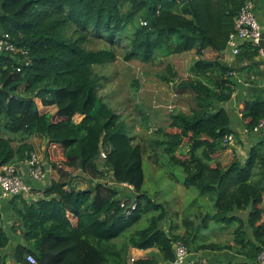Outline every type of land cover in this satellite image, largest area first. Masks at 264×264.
I'll return each mask as SVG.
<instances>
[{"label":"trees","instance_id":"trees-1","mask_svg":"<svg viewBox=\"0 0 264 264\" xmlns=\"http://www.w3.org/2000/svg\"><path fill=\"white\" fill-rule=\"evenodd\" d=\"M246 1L0 0V36L8 34L16 46L14 52L0 53V168L26 161L35 151L27 138L38 136L51 144L47 155L52 169L49 184L32 189L37 198L16 195L6 200L17 218L10 228L23 239L11 251L0 208V264H128L130 247L158 249L132 264L170 263L175 240L191 241L197 251L229 249L259 264L264 248V140L250 147L243 163L238 156L228 164L219 161L231 145L227 137H239L221 104L232 98L236 86L231 79L240 68L228 65L222 51ZM89 35L124 41L126 61L151 62L191 50L199 56L191 65L192 78L180 84L194 91L195 106L170 113L151 143L154 163L161 165L166 157L184 170L185 187L210 196L215 210L201 226L183 221L185 234L173 232L177 225L169 230L163 226L165 205L143 190L144 148L99 95L106 77L93 67L115 60L116 53L86 48ZM207 48L216 52L214 58L204 57ZM258 53L259 47L248 43L238 59L252 61ZM177 75L168 64L160 77L171 82ZM241 116L252 131L264 119V95L249 93ZM4 122L13 136L2 130ZM54 151L60 152L58 161ZM86 179L89 187H82ZM121 183L133 186L134 200L119 195ZM248 209L246 220L235 214ZM146 215L148 225L120 246L115 239ZM211 220L236 225L234 244L198 242L197 231ZM30 254L37 263L28 261Z\"/></svg>","mask_w":264,"mask_h":264},{"label":"rangeland","instance_id":"rangeland-1","mask_svg":"<svg viewBox=\"0 0 264 264\" xmlns=\"http://www.w3.org/2000/svg\"><path fill=\"white\" fill-rule=\"evenodd\" d=\"M84 46L96 50L109 48L116 53L115 60L93 67L96 73L106 77L101 80L99 95L103 101L107 102L121 115L134 137V142L141 143L144 148L145 182L143 190L156 202L165 205L168 216L164 220L163 226L169 230L171 224L183 226V221L186 220H192L197 227L201 226L202 219L206 217V214H212L215 210L210 196L201 194L194 187H185L182 183L185 177L184 170L179 166L169 164L166 157L161 158V165L154 163L155 150L151 143L157 128L168 124L170 113L177 111L189 112L195 106L194 91L188 86L183 87L180 85L192 78L191 65L196 58L195 52H183L168 57L158 56L151 62H143L139 59L129 61L124 59L127 50L124 41L122 44L111 43L107 38H97L89 35ZM158 53L157 55H159ZM168 64L173 65L178 72L177 77L171 82H166L160 77L162 73L166 72ZM136 81L139 86L135 85ZM41 109L45 110L43 107ZM75 120L79 121L80 117L76 116ZM27 140L34 144L35 151L33 152L38 154L46 166H50L52 172L51 165H49L50 154L47 155V152L51 149V144L46 139L38 136L29 137ZM237 140L239 138L233 140L234 145H239ZM18 143V140L14 142L15 145ZM230 144V147L222 151L219 156L221 163L228 164L236 156L244 158L247 155L248 149L246 147L238 150L232 142ZM59 156L60 152H53V157L56 158L55 161H58ZM17 167L19 168L18 165ZM86 183H88L87 179L81 186L89 187ZM122 193L132 194V190L127 188L121 191L119 195H122ZM38 195L31 193L25 196L27 198H37ZM148 218L149 215L144 216L140 222L115 240L120 246L123 245L127 236L148 225ZM14 221L10 220V223L13 224ZM10 226L7 223V230L11 235L8 251L13 249L16 237L21 236L19 230L18 233L12 232ZM235 227L211 220L208 228H199L198 232L201 236H199L198 242H202L205 236L211 239L216 238L218 243L229 242L228 237L230 238L233 235ZM127 259L128 264L133 263L134 259L131 256H127Z\"/></svg>","mask_w":264,"mask_h":264},{"label":"crops","instance_id":"crops-1","mask_svg":"<svg viewBox=\"0 0 264 264\" xmlns=\"http://www.w3.org/2000/svg\"><path fill=\"white\" fill-rule=\"evenodd\" d=\"M255 4H256L257 11H258V15L261 21L264 23V0H255ZM263 47H264V44H263ZM192 51L195 52V50H191V51H187L184 53H193ZM204 53H205L204 57L209 58V59L214 58L216 55V52L211 48H207ZM222 54H223L225 62L228 65H233L237 68H240V70L235 73L234 77H237L238 79H240L247 85L246 90H240L236 87V90L233 93L232 98L221 104V106L224 107L230 114V117L232 118V126L239 134V137H238L239 140H237V142H239V145H234V143L232 142L233 146L237 147L238 150L245 148V147L248 149L246 152L247 155L244 158L238 157L239 160L243 163L248 157V151L250 147L253 144H256L257 142L264 140V130H262L259 133H253V134H245L243 132L244 125L242 123V116H241V109L243 108V102L245 101L249 93H251L252 95H257V94L264 95V56L258 53V55L254 58V60L250 61L247 59L240 60L238 59L239 56H232L229 54V52L225 50L224 52H222ZM195 57L199 58V56L197 55ZM50 109L52 111H55L56 108L51 107ZM236 139L237 138L235 137V140ZM17 165L19 166L22 172V176L24 180L28 183H31L35 188L42 189L46 185L49 184L50 174H51L50 166H46L45 164L47 173H48V176L45 180L34 181L30 178V175L28 172V166L25 161L17 163ZM6 200L7 199L0 198V208L3 213V217L5 221V228L7 229V223L10 226L11 224L10 220L16 221L17 218L15 214L12 212L11 206L7 204ZM248 213H249V209L236 211L235 214L246 220L248 217ZM209 226H210V222H209ZM208 227H205V228H208ZM173 232L177 234H185L187 230L185 226L183 225V226H178L176 229L173 230ZM199 236H201V234L198 232L197 239L200 238ZM10 238H11V235H10ZM203 238L207 243L217 241L216 238L211 239L206 236ZM228 239H229L230 244H234L233 235L230 238L228 237ZM22 241H23L22 237L17 236L15 245H17L18 243ZM188 247L190 250V255L188 257L187 264H228V263L251 264L252 263V260L249 259L247 256L243 254H238L229 249H223V250L204 249V250L197 251L195 249L194 243L191 241L189 242ZM155 252H158V249L156 248L138 249V248L130 247L128 248L127 255L131 256L133 259H139V258L146 259V258H150L151 254ZM160 264H174V263L173 262H170V263L162 262Z\"/></svg>","mask_w":264,"mask_h":264},{"label":"built area","instance_id":"built-area-1","mask_svg":"<svg viewBox=\"0 0 264 264\" xmlns=\"http://www.w3.org/2000/svg\"><path fill=\"white\" fill-rule=\"evenodd\" d=\"M255 0H248L242 6L239 14L235 19V29L230 34L225 51L229 52L232 56H238L245 44H252L255 47H259V53L264 56V23L261 21L257 10ZM224 50L222 52H224ZM16 46L10 41L8 34L4 33L0 36V53L1 52H14ZM264 130V119H261L259 123L254 127L252 131H249L244 127L243 132L247 133H259ZM227 140L233 142V135H229ZM102 158H106L107 150L102 149ZM28 166V172L30 178L34 181L45 180L48 176L46 166L38 154L31 152L30 157L25 161ZM118 188L128 187L133 189L132 185L127 183L118 184ZM33 185L24 180L20 168L17 164H6L0 168V198L10 199L16 195H29L32 193ZM122 196H129L134 200V194H123ZM26 197V196H25ZM132 207L135 208L136 204L132 201ZM128 213H130L128 211ZM173 251L175 255L174 264H187L188 257L190 255L189 247L182 240H175L173 242ZM28 261L31 263H37L33 255L27 256ZM259 264H264V248L258 256Z\"/></svg>","mask_w":264,"mask_h":264},{"label":"water","instance_id":"water-1","mask_svg":"<svg viewBox=\"0 0 264 264\" xmlns=\"http://www.w3.org/2000/svg\"><path fill=\"white\" fill-rule=\"evenodd\" d=\"M231 80H232V82L235 84V86H236L238 89H240V90H246L247 85H246L243 81H241V80L238 79L237 77H233ZM8 121H9V120H8ZM6 125H7V122L2 123V125H1V126H2V130H3L4 132L8 133L10 136H13L14 134H13L11 131H9V130L7 129Z\"/></svg>","mask_w":264,"mask_h":264},{"label":"clouds","instance_id":"clouds-1","mask_svg":"<svg viewBox=\"0 0 264 264\" xmlns=\"http://www.w3.org/2000/svg\"><path fill=\"white\" fill-rule=\"evenodd\" d=\"M185 243V242H184ZM186 244V243H185ZM187 245V244H186ZM188 246V245H187Z\"/></svg>","mask_w":264,"mask_h":264}]
</instances>
